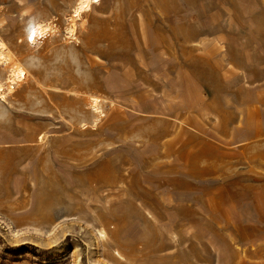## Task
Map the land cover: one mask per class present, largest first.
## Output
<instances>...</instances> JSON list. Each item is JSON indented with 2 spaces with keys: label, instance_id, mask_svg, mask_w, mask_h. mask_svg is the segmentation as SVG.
Segmentation results:
<instances>
[{
  "label": "rangeland",
  "instance_id": "1",
  "mask_svg": "<svg viewBox=\"0 0 264 264\" xmlns=\"http://www.w3.org/2000/svg\"><path fill=\"white\" fill-rule=\"evenodd\" d=\"M100 1L0 0V264H264V0Z\"/></svg>",
  "mask_w": 264,
  "mask_h": 264
},
{
  "label": "bare ground",
  "instance_id": "2",
  "mask_svg": "<svg viewBox=\"0 0 264 264\" xmlns=\"http://www.w3.org/2000/svg\"><path fill=\"white\" fill-rule=\"evenodd\" d=\"M100 0H77L76 6L74 8L73 14L71 16V25L67 28L68 33L71 35V37H75L77 35V28L80 27L81 29L85 30L88 29L89 25L93 22V20L96 19V15L93 10L94 5L100 4ZM43 24V28L33 42H31L32 48L37 47V42H35L40 37H48L50 32L53 30V27L50 25V22H44L39 21ZM5 25V20L0 19V63L9 65L11 61L14 60V54L10 51L8 45L3 41L1 34L3 31V26ZM86 31V30H85ZM24 36H26L25 32L22 33V41ZM27 37V36H26ZM11 75L9 77L10 87H8V90L11 91L14 89L12 84H17L19 82L25 81L27 78V71L26 68L19 63H12L10 67ZM3 91V85L0 82V94ZM89 105L94 111H97V113L100 114V101L98 98H90ZM45 140V136L40 137V141L43 142ZM155 187L150 186L149 188L144 187V190L147 194L153 195L155 192ZM141 195V194H139ZM134 198H138V195H134ZM142 207H145L144 204L141 202L139 203ZM147 215L150 217V219L156 220V218L151 214L149 211L147 212ZM103 238H106L105 234H102ZM117 256L119 260H124V257L117 252Z\"/></svg>",
  "mask_w": 264,
  "mask_h": 264
},
{
  "label": "clouds",
  "instance_id": "3",
  "mask_svg": "<svg viewBox=\"0 0 264 264\" xmlns=\"http://www.w3.org/2000/svg\"><path fill=\"white\" fill-rule=\"evenodd\" d=\"M43 28V24L40 23L36 17L29 18L24 26V32L27 36L29 43L33 42L34 39L39 36L41 30ZM35 33V35H33Z\"/></svg>",
  "mask_w": 264,
  "mask_h": 264
},
{
  "label": "built area",
  "instance_id": "4",
  "mask_svg": "<svg viewBox=\"0 0 264 264\" xmlns=\"http://www.w3.org/2000/svg\"><path fill=\"white\" fill-rule=\"evenodd\" d=\"M46 40H47V37H40L38 38L35 42H37V47L39 48H42V47H46ZM22 43L25 45V46H31V44L29 43L28 39L26 36H24L23 38V41Z\"/></svg>",
  "mask_w": 264,
  "mask_h": 264
},
{
  "label": "snow or ice",
  "instance_id": "5",
  "mask_svg": "<svg viewBox=\"0 0 264 264\" xmlns=\"http://www.w3.org/2000/svg\"><path fill=\"white\" fill-rule=\"evenodd\" d=\"M82 2H83V0H82ZM33 35H35V33H33Z\"/></svg>",
  "mask_w": 264,
  "mask_h": 264
}]
</instances>
